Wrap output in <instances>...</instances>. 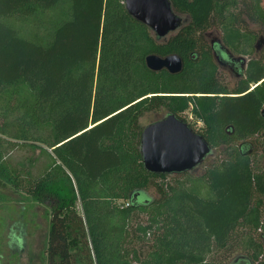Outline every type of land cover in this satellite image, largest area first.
Masks as SVG:
<instances>
[{
    "label": "trees",
    "instance_id": "trees-1",
    "mask_svg": "<svg viewBox=\"0 0 264 264\" xmlns=\"http://www.w3.org/2000/svg\"><path fill=\"white\" fill-rule=\"evenodd\" d=\"M170 1L161 38L124 0H0V182L51 205L47 264H264L262 0ZM163 108L203 122L202 176L146 170L140 119Z\"/></svg>",
    "mask_w": 264,
    "mask_h": 264
},
{
    "label": "water",
    "instance_id": "water-1",
    "mask_svg": "<svg viewBox=\"0 0 264 264\" xmlns=\"http://www.w3.org/2000/svg\"><path fill=\"white\" fill-rule=\"evenodd\" d=\"M128 12L151 28L161 38L181 27L184 18L170 0H124ZM264 42V38L261 39ZM147 67L154 72L178 74L184 70V59L178 53L146 56ZM143 163L149 172L175 174L197 169L211 153L205 137L188 122L173 113L144 126L141 135Z\"/></svg>",
    "mask_w": 264,
    "mask_h": 264
},
{
    "label": "rangeland",
    "instance_id": "rangeland-1",
    "mask_svg": "<svg viewBox=\"0 0 264 264\" xmlns=\"http://www.w3.org/2000/svg\"><path fill=\"white\" fill-rule=\"evenodd\" d=\"M262 5L264 7V0H262ZM255 28L259 27L255 26ZM210 31L213 33V37L218 35L221 36V31L219 30L212 29ZM170 34L168 36H170ZM261 35L264 36V32L259 33L258 36L260 37ZM209 38L211 39L212 36ZM244 58L248 60V57L245 56ZM222 74L225 83L231 85L235 82L236 79L233 74L225 71ZM166 114L167 111L164 108L159 111L147 112L141 117L140 123L143 126H147L160 120ZM184 116H186L188 122L191 123L195 129H199L203 126V122L197 121L190 110L186 111ZM31 154V151L25 152L23 150L13 153L14 157L17 159L25 158ZM36 155H39V151H37ZM217 155L218 151L212 152L197 169L189 173L199 177L202 176L209 165L217 160ZM181 174L182 173H175L169 175L167 180L173 182L177 178H184ZM78 210L82 212L80 203H78ZM50 218L51 205L49 203L36 202L24 191H17L9 184L7 185L0 182V242L1 246L5 249L6 256L9 254L8 252H10L8 243H12V249H17V251H13L11 254L12 264H47L46 249L48 246ZM22 234L26 235V244L24 247L22 240L16 237ZM8 236H10V240H8ZM11 238H16V240ZM143 252H145V249ZM231 260L232 256L227 264H229Z\"/></svg>",
    "mask_w": 264,
    "mask_h": 264
},
{
    "label": "flooded vegetation",
    "instance_id": "flooded-vegetation-1",
    "mask_svg": "<svg viewBox=\"0 0 264 264\" xmlns=\"http://www.w3.org/2000/svg\"><path fill=\"white\" fill-rule=\"evenodd\" d=\"M178 30V29H177ZM176 30V31H177ZM175 32V31H174ZM219 42H221L222 40H218ZM10 235V234H9ZM10 236H8V238H9ZM12 237H13V235H12ZM16 237H18L19 239H21L22 240V244H23V247L25 246V244H26V235L25 234H22V235H19V236H16ZM11 239H15L16 240V238H11ZM8 240H10V238L8 239ZM9 245H8V249H9V251L10 252H8L9 254H7V256H6V254H5V249L1 246V242H0V264H12V257H11V254H12V252L13 251H17V249L16 248H11V244L12 243H8ZM11 248V249H10ZM19 254V253H18ZM19 258H20V256H19ZM14 263V262H13Z\"/></svg>",
    "mask_w": 264,
    "mask_h": 264
}]
</instances>
